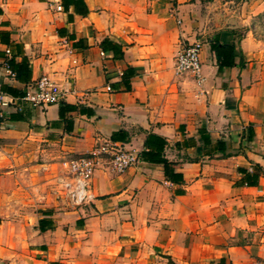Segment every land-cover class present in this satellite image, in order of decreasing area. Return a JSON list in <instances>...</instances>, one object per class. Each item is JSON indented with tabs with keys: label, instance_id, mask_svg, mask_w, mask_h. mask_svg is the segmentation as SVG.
I'll return each instance as SVG.
<instances>
[{
	"label": "crops",
	"instance_id": "0c3cea01",
	"mask_svg": "<svg viewBox=\"0 0 264 264\" xmlns=\"http://www.w3.org/2000/svg\"><path fill=\"white\" fill-rule=\"evenodd\" d=\"M213 1L83 0V13L61 0H0V84L19 93L46 76L82 109L70 132L58 104L0 111V262L264 264V0H219L244 27L200 37ZM106 39L121 57L102 48ZM195 39L200 82L173 68ZM211 40L234 46L233 66L219 68ZM23 58L29 76L10 77L6 60ZM150 134L166 141L178 182L146 160ZM107 142L138 161L97 169L92 202L43 193L33 214L16 209L12 201L45 190L61 159ZM46 212L51 225L40 230Z\"/></svg>",
	"mask_w": 264,
	"mask_h": 264
},
{
	"label": "built area",
	"instance_id": "2783aa9c",
	"mask_svg": "<svg viewBox=\"0 0 264 264\" xmlns=\"http://www.w3.org/2000/svg\"><path fill=\"white\" fill-rule=\"evenodd\" d=\"M57 8L60 9L61 7L58 6ZM201 49L202 41L200 39L187 42L175 57L173 67L175 73H189L200 82ZM4 67L8 75L13 77L14 74L6 63H4ZM107 89L109 90V87ZM63 97L64 93L60 87L46 76L39 77L20 96L7 95L0 84V111L9 107L21 110L23 103L33 108L59 104L63 101ZM137 161L138 154L134 150L107 142L90 152L61 162L62 171L57 176L58 194L61 199L73 206L92 202L95 195L91 188V180L97 169L103 168L108 172L122 173Z\"/></svg>",
	"mask_w": 264,
	"mask_h": 264
},
{
	"label": "trees",
	"instance_id": "16d2710c",
	"mask_svg": "<svg viewBox=\"0 0 264 264\" xmlns=\"http://www.w3.org/2000/svg\"><path fill=\"white\" fill-rule=\"evenodd\" d=\"M204 1V0H203ZM61 4L65 9L72 7L76 11L82 9V12H86V7L83 0H61ZM105 44L108 48H106ZM103 49L110 50L113 54V57H121L123 55V50L121 45L117 43H113L109 40H103L101 43ZM210 50L215 54L219 68L224 66H233L234 63V46L221 44L218 41L211 40L210 41ZM9 69L14 73V77L17 80L25 79L24 77L29 76V68L28 62L26 59H22L19 63H15L13 59H8L5 62ZM126 76L134 75V71L131 68L126 69L124 72V80ZM1 88L4 92L12 93L14 96H20L23 92L16 93L15 90L7 85H1ZM129 89L128 86L125 87ZM82 111L80 107L77 105L69 104L64 101L58 104V121L63 123L64 131L70 132L73 125L74 117ZM117 133L112 134L111 138H117ZM144 145L148 147V151H145L146 160L161 163L164 168V173L166 177L174 182H178L181 179V175L179 173L174 172L172 165L164 158L163 151L166 145V141L157 135L150 134L146 138ZM49 213H44L43 216L38 220L39 229L42 230L44 226L51 225L49 221L45 218Z\"/></svg>",
	"mask_w": 264,
	"mask_h": 264
},
{
	"label": "water",
	"instance_id": "95a60500",
	"mask_svg": "<svg viewBox=\"0 0 264 264\" xmlns=\"http://www.w3.org/2000/svg\"><path fill=\"white\" fill-rule=\"evenodd\" d=\"M211 5L210 12L212 13L209 17V23L211 26L206 27L200 34V37H203L207 34H212L221 29H242L244 24L240 17L238 16L237 11L229 9L228 7H222L219 0H215ZM0 264H4L0 262Z\"/></svg>",
	"mask_w": 264,
	"mask_h": 264
},
{
	"label": "rangeland",
	"instance_id": "374dc122",
	"mask_svg": "<svg viewBox=\"0 0 264 264\" xmlns=\"http://www.w3.org/2000/svg\"><path fill=\"white\" fill-rule=\"evenodd\" d=\"M67 159H61L60 163ZM60 173L61 172L57 170L56 174H52V176L48 180L45 190H43L42 188L40 189L36 188L34 190L33 196L30 197L29 199H19V200L12 201L15 203L16 209H18L22 215L33 214L32 212H35L34 211L35 205L41 202V199H42L41 195L43 193L49 194L50 199H51L50 202H53L54 200H56L62 203L63 201L58 194L59 185L57 182V176H59Z\"/></svg>",
	"mask_w": 264,
	"mask_h": 264
}]
</instances>
